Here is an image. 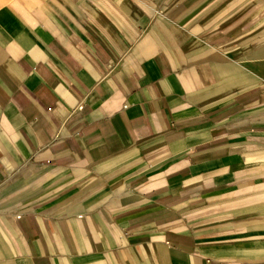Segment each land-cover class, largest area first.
Wrapping results in <instances>:
<instances>
[{"label": "crops", "instance_id": "crops-1", "mask_svg": "<svg viewBox=\"0 0 264 264\" xmlns=\"http://www.w3.org/2000/svg\"><path fill=\"white\" fill-rule=\"evenodd\" d=\"M0 264H264V0H0Z\"/></svg>", "mask_w": 264, "mask_h": 264}]
</instances>
